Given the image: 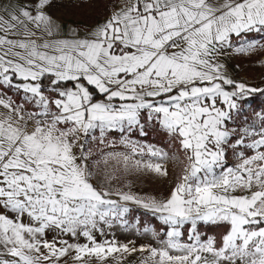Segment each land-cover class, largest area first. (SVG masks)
I'll list each match as a JSON object with an SVG mask.
<instances>
[{
	"label": "snow or ice",
	"instance_id": "6c2138e0",
	"mask_svg": "<svg viewBox=\"0 0 264 264\" xmlns=\"http://www.w3.org/2000/svg\"><path fill=\"white\" fill-rule=\"evenodd\" d=\"M55 2L0 0V264H124L138 251L140 264H264V111H244L264 88L220 62L264 48L248 39L264 33V0H121L83 34L50 14ZM148 125L182 159L132 138ZM166 160L181 165L167 196L113 186L117 173L167 177ZM130 205L159 220L142 227L158 247L96 239L140 233Z\"/></svg>",
	"mask_w": 264,
	"mask_h": 264
},
{
	"label": "rangeland",
	"instance_id": "374dc122",
	"mask_svg": "<svg viewBox=\"0 0 264 264\" xmlns=\"http://www.w3.org/2000/svg\"><path fill=\"white\" fill-rule=\"evenodd\" d=\"M121 0H101V2L96 3L92 6H74L75 0H73V5L65 6L64 0H56L53 6L48 9L51 14H54L62 19L72 20L79 27H87L94 24L96 21L104 20L107 15L115 8L118 7ZM248 39L256 40L260 44H264V33L261 34H248ZM240 41L234 38L233 49L239 46ZM225 63V68L233 79L241 82H245L252 87L264 88V48L258 47L255 51L238 54L234 50H228L225 56L222 57ZM14 93V90H13ZM13 99L19 100V96L12 95ZM251 98L253 95L247 99L244 105V111L248 118L254 120L255 117L252 115L253 111L260 112V108L256 109V106H252ZM255 98V97H254ZM261 100L264 99V94L260 97ZM147 132L150 133L149 137L146 135H140L138 132H133L131 134L132 138L139 144H151L158 148H162L164 151L168 152L169 155H177L182 159V154L178 151V145L174 144L170 138L162 134V131L154 129L151 125H148ZM117 141L119 140V134L113 136ZM162 139V143L159 140ZM111 149H109L110 151ZM115 151H124L125 149L121 145H117L114 149ZM236 162L235 156L232 155L231 151L228 153V164L232 165ZM165 166L169 171L167 177L158 176L154 173H117L118 179L113 181V186L117 188H123L128 190L126 185L130 184L131 191L143 196V197H156L157 199L167 196L170 192L172 185L174 184L176 177L181 171V165L175 160L164 161ZM103 179L102 177L100 178ZM132 211L127 215L130 225L135 224L137 227L141 228V232L137 233L134 229L129 228L125 231L119 226H114L112 229H105V234L101 236L99 233L96 234V239L103 242L104 240H115L119 244H129L134 243L137 248L141 245L151 244L153 247H158V243L154 240L151 234L142 233V227L148 226L150 228H155L159 230L163 227L159 220L145 212L143 209H139L134 205H130ZM156 219L157 224L152 220ZM224 229L214 228L213 232L218 235L222 233ZM204 235H214L212 233ZM68 239L67 237H65ZM186 239V237H185ZM87 243V241L80 237L78 241L69 239V243ZM131 242V243H130ZM147 256V253L136 252L132 255L126 256L124 264H140L141 260ZM68 264H74L71 256L66 258ZM90 264H99L97 260L93 258ZM105 264H117V260L112 256H109Z\"/></svg>",
	"mask_w": 264,
	"mask_h": 264
},
{
	"label": "trees",
	"instance_id": "16d2710c",
	"mask_svg": "<svg viewBox=\"0 0 264 264\" xmlns=\"http://www.w3.org/2000/svg\"><path fill=\"white\" fill-rule=\"evenodd\" d=\"M262 94L260 93H257V94H254L253 95V98H251V104L252 106H256L255 108L258 109L260 108L262 111H264V99L261 100L260 97H261ZM255 97V98H254ZM162 133V132H161ZM163 134V133H162ZM150 133L147 132V135L146 137H149ZM159 143L161 144L162 143V139L159 140ZM152 220L157 224V221L156 219L152 218ZM216 229V228H215ZM214 228H211V229H202L203 232H205L206 234L208 233H212L214 235H217V233L213 232ZM207 236V235H205Z\"/></svg>",
	"mask_w": 264,
	"mask_h": 264
},
{
	"label": "crops",
	"instance_id": "0c3cea01",
	"mask_svg": "<svg viewBox=\"0 0 264 264\" xmlns=\"http://www.w3.org/2000/svg\"><path fill=\"white\" fill-rule=\"evenodd\" d=\"M51 14V13H50ZM51 15H53V17L54 18H56L58 21H60V22H62L65 26H67V27H76V26H78V25H76L72 20H68V19H62V18H60V17H58V16H56V15H54V14H51ZM103 20H99V21H96L94 24H91V25H89V26H87V27H82V26H78V28H79V31L81 32V34H83L89 27H91V26H93V25H95V24H97V23H99V22H102ZM223 56H225V55H223ZM222 56V57H223ZM222 57L220 58V62L221 63H223L224 65H225V63H224V61L222 60ZM225 70H226V68H225Z\"/></svg>",
	"mask_w": 264,
	"mask_h": 264
}]
</instances>
